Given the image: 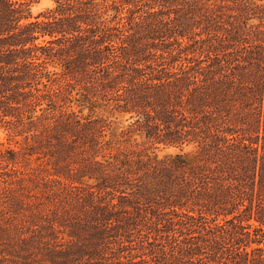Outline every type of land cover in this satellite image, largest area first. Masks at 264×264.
I'll list each match as a JSON object with an SVG mask.
<instances>
[{"label":"trees","instance_id":"16d2710c","mask_svg":"<svg viewBox=\"0 0 264 264\" xmlns=\"http://www.w3.org/2000/svg\"><path fill=\"white\" fill-rule=\"evenodd\" d=\"M38 1L0 0V129L56 157L48 183L59 187L45 193L60 201L68 242H98L80 258L131 243L147 203L149 229L166 233L159 264H264V0H222L245 15L228 16L230 29L210 0H54L33 18ZM137 27L148 34H126ZM100 103L135 121L108 120ZM20 155L0 147V262L56 244L21 229L48 208L28 207L35 180L16 168Z\"/></svg>","mask_w":264,"mask_h":264},{"label":"rangeland","instance_id":"374dc122","mask_svg":"<svg viewBox=\"0 0 264 264\" xmlns=\"http://www.w3.org/2000/svg\"><path fill=\"white\" fill-rule=\"evenodd\" d=\"M54 5H55L54 0H39L37 3L32 5L31 11L33 18L39 15L40 13L44 12L48 8L54 7ZM210 6L213 7L214 10H216L215 13L219 14L218 17L221 16L224 17L222 19L224 22L222 26L226 27V29L231 28V26L227 23L228 16L230 15H235L236 17L243 16L242 13H241L242 15H239L240 12L237 10V8L230 9L232 6L235 7V5L229 1L227 2L222 0H210ZM219 6H224V7L219 8ZM239 6L241 7V4H239ZM243 17H245V15ZM171 18L181 19L182 17H171ZM151 19L152 17H140L137 18V21L141 22V24L143 25H146V23L151 21ZM196 19L199 18L196 17ZM122 21L126 24L128 23L127 19H123ZM231 21L236 22V18L232 19ZM254 21L256 22V20ZM202 26L203 25H201V27ZM201 27L195 28V31L200 32ZM128 31L129 32H127L126 34L128 33L130 34L135 31L136 33L142 35L148 34V31L143 30L142 28L139 29V27H137L136 30H128ZM223 32L225 31L223 30ZM49 69L56 70V72H62L61 68L59 67L55 69L54 67L50 66ZM78 90H82V84L81 85L77 84L74 93L76 94ZM99 102H101V100H99ZM71 104L73 105L74 110L77 111L79 110L80 107L77 106L78 103L74 101ZM100 107L101 108L97 109L100 115L107 117L108 120L110 121L120 122L124 126V128H127L128 126H130L131 123L135 121L134 118L133 119L130 118V114L122 115L117 112L113 114H108L106 111H104L106 107H103L101 103H100ZM38 113L40 114L41 112L39 111ZM84 114H88V109L84 110ZM25 137L26 134L17 135L12 131H9L5 128H1L0 147L2 149L10 148L19 151L21 154L20 155L21 162L17 165L16 168L28 173L27 178L29 179L34 178L35 180L34 183L29 181L26 182V184H30V187L34 189L31 193L34 194V196L31 197L30 201L28 199L26 200L27 203H29L28 207L33 206V208H36L37 205H39V203H42V208L45 205L47 206L48 209L44 212L45 214L43 216V218L45 217L44 219L43 218L35 219L34 223L38 224L37 226L31 225L29 222H26L24 224V227L23 228L20 227V228L23 229L25 232L29 231L30 233L32 231L31 233L35 235H40L43 233L44 235L47 236V234H49L50 236L45 238V241H48L49 243H56L53 244V246L56 245V247L50 245L51 249L42 248L43 250L41 248L39 249L34 248L35 252L31 256L28 254L29 252L24 254L14 253V255H10L6 259H1L0 264H53V263L54 264H130L129 259L131 258H133L132 261L135 262L132 264H159V261H161V256H162V251L160 249L162 248L156 245L158 243H164L165 239L155 240V238L158 237L157 234L166 235V233L163 232L159 233L158 232L159 230L154 231L153 229H149V227H153V222L157 221L158 218L152 214V211L157 208V205L153 204V206L150 207L148 206L147 203L142 204V210L140 211L142 215L137 218L141 222V224L138 225V228L133 233L132 235L133 238L131 243L126 242L125 243L126 245L123 247L114 244L109 245V247L106 250L107 254L105 258H93L87 261L82 260V256L81 258L79 256V253L82 251V249L88 248L86 249V252H88L93 247H96L98 242L95 237L94 238L92 237L94 240L93 243H91L92 239L89 240L88 236H86L87 238L82 239V241L80 239H74L68 242L71 239L69 236L71 229L69 226H67V222H68L67 217L63 216V214L60 212V209H56L57 204H60V201L52 202L51 198L47 196L48 194H50V192H47L45 190L47 189L46 186H50V185L52 186H50L49 188L53 187L54 191H57L59 187L58 182L48 183V179L58 178L57 176L53 175L55 173V167H56L53 162L56 161V157H51L50 155H48V151H49L48 148H46V146H43L39 141H37L36 137L32 138L31 135L27 136L28 139H26ZM177 151L178 149L172 147L167 149L156 150V153H158L160 158H163L166 154L175 153ZM28 153H33V154L29 155ZM23 154H26L25 155L26 158L23 157ZM61 165H64V163ZM60 179L65 182V176L62 175ZM83 181L84 182L86 181V177L84 178ZM88 183H91L90 185H93V181L91 180ZM75 184L81 186V184H79L78 182H76ZM37 185L39 186L37 187ZM77 189L79 190V188ZM77 189H74L72 193V196H74L73 199L76 198V193H78ZM28 190L29 189L25 190L24 192L25 195L28 194ZM45 192L48 194H46ZM112 197L113 195H109L107 199H111ZM114 197H115L113 200L114 203H118L119 201H121V199L123 200L122 197L119 198L120 193H117V195ZM53 199L63 200L65 199V195H59V196L53 195ZM68 202H70V200H68ZM141 202L143 203L145 201L142 200ZM61 206H63V201H61ZM157 210H158L157 213H159L161 212L162 209H157ZM56 214L58 215L56 216ZM134 215L136 216L135 213ZM49 219H54V220L57 219L58 222H54L53 224V222L50 221L48 223ZM25 220H27V218ZM161 225L162 224H159L158 226ZM29 233L27 234V237L29 236ZM180 238L184 239V236H181ZM58 244H63V245L66 244V246L70 245V248H73L76 252V255L78 256L64 257L60 252L57 253V251L61 249V246H59ZM57 245L59 247H57ZM165 249L168 251L169 250L168 246H165ZM88 258L89 257L85 256L84 259H88Z\"/></svg>","mask_w":264,"mask_h":264}]
</instances>
